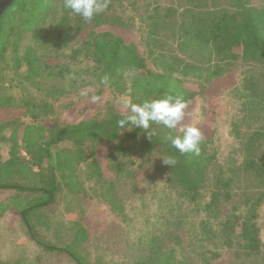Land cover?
<instances>
[{
    "label": "rangeland",
    "instance_id": "rangeland-1",
    "mask_svg": "<svg viewBox=\"0 0 264 264\" xmlns=\"http://www.w3.org/2000/svg\"><path fill=\"white\" fill-rule=\"evenodd\" d=\"M25 1L14 0L3 13L1 22ZM250 2L256 7H264V0ZM44 5L27 27L17 29L14 20L4 27L0 99L9 100L10 105L0 109V126L9 122L0 127L2 160L8 157L10 136L14 131L18 135L24 125L100 120L109 109L126 114L120 100L128 94L104 87L96 96L98 86L95 83L82 86L80 80L79 84L71 85L70 79H82V69L90 65L82 55V42L90 31H108L121 37L127 44L135 46L148 69L158 72L168 67L172 58L190 65L200 62L201 58L181 41L184 24L188 25L190 19L189 11L206 16L229 9L227 0H111L107 14L117 16L123 23H113L108 18L107 22L94 26L88 22L82 24L81 17L64 8L63 0H46ZM29 47L35 51L36 64L43 75L27 80L24 66L17 65V56L23 55ZM233 67L231 88L211 84L201 92V81L196 76L198 71L177 75L182 85L194 94L182 123L209 128L213 132L207 150L215 153L216 161L209 167V179L214 174L224 173L234 180L231 199L219 204L216 216L208 218L209 229L218 230L225 219L234 220L233 215L243 217L247 212H254L260 239L264 241V197L260 198L264 188L253 176L237 168L250 148L248 137L255 128L264 126L262 105L257 107L256 102L250 100L253 89H264V67L243 58L235 60ZM59 69H62L63 79L52 74L53 70ZM86 79L94 82L91 76ZM125 82L128 83L129 78ZM84 91L87 96L81 95ZM59 147L70 149L72 144L65 141ZM83 149L86 160L74 169L75 182L71 187L66 183L54 203L44 208L45 221L50 228L37 230L42 240L63 244L69 238L67 228L77 222L86 231L87 241L83 245L92 262L134 264L139 255L147 252L143 243L152 232L160 234L164 248L181 246L187 253H191L190 250L197 253L203 247L212 249V255L207 253V264H264V247L255 254L237 244L239 240L230 244L220 238H213V244L198 240L203 231L200 220L205 215L201 208L208 201V192L202 201L189 202L169 188L164 172L145 163L138 169L121 159L127 174L129 169L132 174L126 176L124 171L122 177L118 176L110 157L111 143L104 139L87 141ZM255 153L264 161V139ZM91 159L97 167L95 172V165L88 164ZM110 185L122 206V216L105 202L106 188ZM7 195L0 191V201ZM257 199L261 201L255 206ZM170 236L180 241V246ZM138 237H141V243ZM79 252L82 253V245ZM0 264L74 263L65 253L42 250L29 234L21 216L8 210L0 216Z\"/></svg>",
    "mask_w": 264,
    "mask_h": 264
},
{
    "label": "trees",
    "instance_id": "trees-1",
    "mask_svg": "<svg viewBox=\"0 0 264 264\" xmlns=\"http://www.w3.org/2000/svg\"><path fill=\"white\" fill-rule=\"evenodd\" d=\"M45 1L26 0L18 8L11 10L2 22L0 19V57L3 53V31L8 22L14 20V27L17 29L27 27L33 22L37 12L45 8ZM227 1L229 9L206 16L189 11L190 19L188 25L184 24L181 41L191 48L192 53L201 58L196 65L172 58L171 62H168L170 64L168 67L153 72L148 69L144 58L139 55L134 45L127 44L121 37L108 31L99 33L90 31L87 39L82 42V55L90 65L82 69V79L77 77L70 79L71 85L79 84L80 80L82 86L90 82L95 83L98 86L96 96L101 94L104 87H109L117 92L130 94L135 103L160 98L164 94L181 96L189 103L194 94L182 85L177 75L193 74L196 70L198 71L196 76L201 81V92L211 84H216L220 88H231L235 60L248 59L264 67V7H256L250 0ZM110 4L111 0H108L107 9L88 23L99 26L107 22L108 18L113 23H123L117 16L110 17L107 14ZM83 23L86 21L82 19ZM61 37L65 38V35ZM17 61V65L24 66L25 79H36L43 75L42 69L36 64L35 51L30 47L23 55L17 56ZM61 70L57 72L53 70L52 74L63 79ZM85 75L93 77L94 82L86 79ZM126 78H129L128 83L125 82ZM250 100L255 101L257 107L262 105L264 110V89H253ZM9 105V100L0 99V109ZM123 115L125 114L109 109L107 115L100 120L91 118L64 125L27 124L20 128L18 135H15L14 131L10 136L8 157L0 159V191L8 194L5 200L0 201V216L8 210L19 214L29 234L44 251L65 253L74 264H106L92 262L89 259L83 245L87 241L86 231L77 222H73L72 226L67 228L69 238L61 245L44 241L37 233L39 228H50L45 221L47 215L44 208L54 203L66 183L71 187V183L75 182L74 169L86 160L83 152L84 143L104 139L111 143L110 157L118 176L122 177L121 173L124 171L126 176L132 174L130 169L127 174V169L122 166V160L138 169L145 163L159 172H164L169 188L189 202L202 201L206 197L205 192H208V201L201 208L205 215L200 220L203 231L200 233L199 241L201 239L212 243L213 238H220L225 244H230L234 240H239L237 244L249 253H259L264 247V241L260 239L254 212H247L243 217L233 215L234 220L225 219L218 230L209 229L207 226L208 218L215 217L219 212V204L231 199L234 181L224 173L223 176L219 173L214 174L212 179L208 177L209 167L216 161L215 153H209L207 150V144L213 135L212 130L199 127L202 132L199 156L193 153L181 154L172 146L169 139L170 136L177 135V132L153 124L152 130L156 135L149 138L151 128L144 130L130 126L117 127V121ZM6 124L9 122L3 125ZM263 139L262 125L255 128L248 137L247 144L250 148L246 150L237 168L253 176L264 188V161L255 153ZM65 141L71 142L70 149L59 147V144ZM169 158L175 160L174 165L163 161ZM88 164L95 165L94 159ZM96 169L95 165L93 171ZM112 189V185L106 188L105 202L113 212L122 216V206L112 193ZM82 192H85L84 187ZM260 195V198L264 197V189ZM260 201L257 199L255 206ZM150 236L143 243L147 252L139 255L134 264H207L209 261L207 253L213 254L212 249L206 250L205 247L197 253L195 250L187 253L180 246L181 242L173 236L169 238H173L180 247L164 248L160 234L151 232ZM138 241L142 242L141 237H138ZM81 245L82 253L79 252Z\"/></svg>",
    "mask_w": 264,
    "mask_h": 264
},
{
    "label": "clouds",
    "instance_id": "clouds-1",
    "mask_svg": "<svg viewBox=\"0 0 264 264\" xmlns=\"http://www.w3.org/2000/svg\"><path fill=\"white\" fill-rule=\"evenodd\" d=\"M64 8L84 21H91L95 16L104 12L108 7V0H63ZM105 78V82H106ZM87 96L86 91L81 92ZM96 97H93L95 100ZM121 108L126 113L117 121V127H136L144 130L151 128L149 138L156 135L152 130L153 124L162 125L164 128L173 130L178 134L170 136L172 146L181 154L193 153L200 155L202 132L194 124L184 125L182 122L186 116L188 101L181 96L164 94L160 98L145 99L139 103L133 102L130 94L121 98ZM166 164L174 165V159H163Z\"/></svg>",
    "mask_w": 264,
    "mask_h": 264
},
{
    "label": "water",
    "instance_id": "water-1",
    "mask_svg": "<svg viewBox=\"0 0 264 264\" xmlns=\"http://www.w3.org/2000/svg\"><path fill=\"white\" fill-rule=\"evenodd\" d=\"M14 0H0V19L3 15V13L8 9Z\"/></svg>",
    "mask_w": 264,
    "mask_h": 264
}]
</instances>
